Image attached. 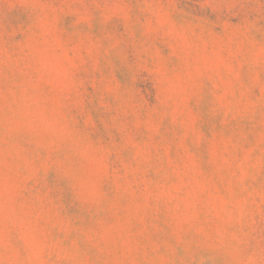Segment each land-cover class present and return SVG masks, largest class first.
<instances>
[{"label": "clouds", "instance_id": "obj_1", "mask_svg": "<svg viewBox=\"0 0 264 264\" xmlns=\"http://www.w3.org/2000/svg\"><path fill=\"white\" fill-rule=\"evenodd\" d=\"M0 264H264V0H0Z\"/></svg>", "mask_w": 264, "mask_h": 264}]
</instances>
